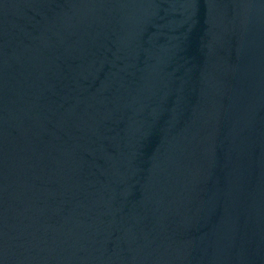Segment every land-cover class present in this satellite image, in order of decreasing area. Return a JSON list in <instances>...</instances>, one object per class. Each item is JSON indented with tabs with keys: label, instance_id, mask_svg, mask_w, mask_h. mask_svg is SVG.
Returning a JSON list of instances; mask_svg holds the SVG:
<instances>
[{
	"label": "water",
	"instance_id": "1",
	"mask_svg": "<svg viewBox=\"0 0 264 264\" xmlns=\"http://www.w3.org/2000/svg\"><path fill=\"white\" fill-rule=\"evenodd\" d=\"M0 264H264V0H0Z\"/></svg>",
	"mask_w": 264,
	"mask_h": 264
}]
</instances>
